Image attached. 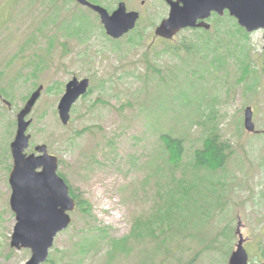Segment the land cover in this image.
Segmentation results:
<instances>
[{
    "label": "rangeland",
    "instance_id": "rangeland-1",
    "mask_svg": "<svg viewBox=\"0 0 264 264\" xmlns=\"http://www.w3.org/2000/svg\"><path fill=\"white\" fill-rule=\"evenodd\" d=\"M146 2L136 27L115 39L75 0H0V264L31 256L11 246L10 144L40 85L27 151L47 144L78 202L54 240L55 264H229L240 220L250 261L264 262V29L215 14L209 30L165 41L152 13L167 8ZM74 76L89 78L91 91L64 124L58 104ZM248 106L255 132L245 128ZM162 132L183 138V154L165 150ZM214 137L224 164L195 165Z\"/></svg>",
    "mask_w": 264,
    "mask_h": 264
},
{
    "label": "water",
    "instance_id": "water-1",
    "mask_svg": "<svg viewBox=\"0 0 264 264\" xmlns=\"http://www.w3.org/2000/svg\"><path fill=\"white\" fill-rule=\"evenodd\" d=\"M76 1L99 13L107 34L113 38H120L135 28L139 18V13L128 11L124 2L110 12L106 7L90 0ZM180 1L183 4L172 2L170 15L156 27V35L171 39L187 27L209 28L207 19L212 13L224 15L226 10L248 32L264 29V0ZM89 88V78L80 79L74 76L67 82L58 104L59 115L64 124L69 123L73 105L87 94ZM43 89V85L37 87L17 113V130L10 144L14 162L9 178L12 188L10 205L17 219L11 236V246L31 249V256L25 264H43L49 259L56 236L70 226L71 212L77 208L69 183L59 173L58 156L52 154L45 143L36 145L32 152L27 151L32 138L28 129L33 121L28 116ZM6 102L10 105L9 101ZM253 115L252 106H248L245 110V128L250 132L256 131ZM241 227L240 220L236 229L239 240L230 256L229 264H264L250 262Z\"/></svg>",
    "mask_w": 264,
    "mask_h": 264
},
{
    "label": "trees",
    "instance_id": "trees-1",
    "mask_svg": "<svg viewBox=\"0 0 264 264\" xmlns=\"http://www.w3.org/2000/svg\"><path fill=\"white\" fill-rule=\"evenodd\" d=\"M90 91L91 89L89 90V92ZM160 139L163 142V146L165 150L168 151L170 155L183 154L184 140L181 136H174L170 133L162 132ZM224 150H225L224 145L222 143H219V141H217L216 138L214 137L212 138L211 141L208 142L206 146L196 150L195 156H194L195 157L194 163L197 166H207V165H210L211 163H215L217 166L219 165L222 166L224 162L226 161V154L224 153ZM71 194L74 197H77L72 187H71ZM84 237H86V235ZM86 239L88 238H85L84 240ZM48 262L50 264H55V261L52 258H50Z\"/></svg>",
    "mask_w": 264,
    "mask_h": 264
},
{
    "label": "flooded vegetation",
    "instance_id": "flooded-vegetation-1",
    "mask_svg": "<svg viewBox=\"0 0 264 264\" xmlns=\"http://www.w3.org/2000/svg\"><path fill=\"white\" fill-rule=\"evenodd\" d=\"M91 1V0H90ZM77 2V1H76ZM91 2H93V3H95V4H100V3H97L95 0H93V1H91ZM121 2H124L125 4H126V7H127V10L128 11H137L138 13H139V18H138V21L143 17V13H144V7L147 5V2H146V0H141V3H140V7L138 8V9H136V8H134V7H132V8H130V0H118V2H117V6H116V8L119 6V4L121 3ZM172 2H180L181 4H183V2L182 1H180V0H162V5L163 6H166V8H167V10H166V12H164V13H160V14H155V12L154 13H152L153 14V16H158V20H160V21H163V20H165V19H167L168 17H169V15H170V12H171V7H172ZM77 3H79V2H77ZM81 6H83V7H86V8H89V9H91L90 7H88V6H86V5H83V4H81V3H79ZM100 5H102V4H100ZM102 6H104V5H102ZM105 7V6H104ZM107 8V7H106ZM116 8H114V9H109V8H107L110 12H113ZM92 11H94L93 9H91ZM99 17H100V15H99V13H97L96 11H94ZM227 13V10H226V12H225V14ZM216 13L214 12L213 14H212V16L211 17H213V15H215ZM224 14V15H225ZM218 15V14H217ZM210 17V18H211ZM210 18H208L207 19V22H209V19ZM201 20H198V22H200ZM210 23V22H209ZM211 28V23H210V27L209 28H206V27H187V28H184V29H182V30H185V29H204V30H209ZM181 30V31H182ZM130 31H132V30H130ZM127 33H129V32H127Z\"/></svg>",
    "mask_w": 264,
    "mask_h": 264
}]
</instances>
